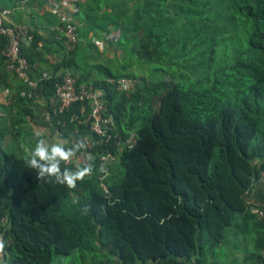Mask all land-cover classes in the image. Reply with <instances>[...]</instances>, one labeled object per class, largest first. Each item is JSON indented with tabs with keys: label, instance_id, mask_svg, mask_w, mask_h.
<instances>
[{
	"label": "trees",
	"instance_id": "trees-1",
	"mask_svg": "<svg viewBox=\"0 0 264 264\" xmlns=\"http://www.w3.org/2000/svg\"><path fill=\"white\" fill-rule=\"evenodd\" d=\"M167 1L78 0L79 39L69 49L53 28L45 40L30 31L20 53L31 78H41L33 68L37 58L63 54L33 92L7 69L1 54L7 39L0 36V65L18 83V113L0 126L2 264H52L54 256L76 250L91 253L92 264H113V255L122 264H228L217 247L229 228L251 236L252 251L242 264H264V217L249 212L244 199L264 169V161L254 163L264 157V0L235 3L244 28L228 34L224 27H197ZM115 30L120 37L111 45L122 59L114 62L117 71L93 61L99 48L90 36ZM126 68L133 71L123 74ZM66 69L78 84L100 92L122 140L133 134L131 146L118 150L109 143L116 160L105 180L108 194L96 175L70 190L41 182L23 163L25 149L35 146L25 139L34 133L21 123L29 114L23 106L38 100L40 124L67 146L88 138L93 151L99 147L84 122L87 107L81 112L74 104L51 124L43 117ZM95 73L101 77L91 78ZM120 77L141 81L127 94L107 82ZM23 89L32 96H21ZM152 95H158L155 109ZM100 247L109 254H98Z\"/></svg>",
	"mask_w": 264,
	"mask_h": 264
},
{
	"label": "built area",
	"instance_id": "built-area-1",
	"mask_svg": "<svg viewBox=\"0 0 264 264\" xmlns=\"http://www.w3.org/2000/svg\"><path fill=\"white\" fill-rule=\"evenodd\" d=\"M48 10L58 18V23L53 27L58 39L63 40L69 46L77 43L79 36L77 33V20L75 14L78 11L76 6L78 0H45ZM19 0L11 7L0 8V36L7 39V44L1 50L5 57L6 67L13 72L18 79L27 84L33 92L40 79L48 78L47 72H42L41 78L35 79L29 76V65L24 56L21 55L22 45H28L31 41L30 28L26 24L12 23L9 18L16 11ZM91 40L99 48L104 49L109 44L114 43L120 37L119 30L104 32L100 35L90 34ZM107 82L113 85L116 90L124 93H131L140 82L137 78L120 77L108 78ZM25 89L20 91L21 96H32V92ZM80 104L81 112L87 107L88 112L84 122H89L90 129L98 136V148L91 149V141L84 138L87 144L85 150H81L73 158L71 164L74 168L83 167L87 164L93 166V172L90 176L96 175L104 192L108 194L105 180L110 173V164L116 160V154L110 150V144H113L120 150L124 145L131 146L134 142L133 134L122 140L113 130L114 122L108 113L105 100L100 92L91 84L77 82V75L71 69L63 72L62 79L56 84L55 94L49 97L45 102L43 117L45 121L51 124L54 116L67 111L74 104ZM89 156L92 157L89 160ZM264 186V169L260 170L257 178ZM253 212H258V208L252 204ZM3 221L4 218H3ZM1 239V238H0Z\"/></svg>",
	"mask_w": 264,
	"mask_h": 264
},
{
	"label": "crops",
	"instance_id": "crops-1",
	"mask_svg": "<svg viewBox=\"0 0 264 264\" xmlns=\"http://www.w3.org/2000/svg\"><path fill=\"white\" fill-rule=\"evenodd\" d=\"M17 0H10L9 5H0V7H11ZM83 1V0H80ZM16 11L9 18L12 23L26 24L32 34L47 39L50 34V30L56 24L55 17L48 10V5L45 0H19ZM42 41H39L41 46ZM67 48H71L68 44ZM40 50V49H38ZM100 51H104L101 50ZM63 57L61 52L48 53L44 57L33 63V68L41 70L42 72H51L52 67L60 61ZM92 64V62L90 61ZM17 79L11 72L6 70L5 66L0 65V126L3 124H9L13 120V115L18 113V106L14 104V96L16 94ZM28 109L29 114L23 116L24 121L21 123L26 126L27 130H30L34 135L26 134V140L32 141L35 144L38 138H46L50 142H57L63 140L56 133L50 131L49 127L40 124L42 119V100L35 101L33 103H27L23 106ZM37 133H40V137L37 138ZM264 161V157L254 161L255 164ZM244 199L248 206V211L255 214L257 218L264 217V186L257 180L252 182V185L244 192ZM252 204L258 208L260 213L253 212ZM243 214L238 215V220H241ZM235 229V228H233ZM230 233V237H227L226 243L223 246L217 247L222 251L224 261L228 264H242L247 261V257L250 256L252 251L251 236L244 235L241 231L235 229ZM1 238V236H0ZM245 242V244H242ZM264 255V250L262 249ZM98 254L103 256L108 255L109 252L105 248H99ZM102 256V257H103ZM1 258H3L1 256ZM3 262V259H1ZM113 264H122L121 261L113 255ZM250 262V261H249ZM140 264V263H137ZM260 264V263H258Z\"/></svg>",
	"mask_w": 264,
	"mask_h": 264
},
{
	"label": "rangeland",
	"instance_id": "rangeland-1",
	"mask_svg": "<svg viewBox=\"0 0 264 264\" xmlns=\"http://www.w3.org/2000/svg\"><path fill=\"white\" fill-rule=\"evenodd\" d=\"M167 2L173 8H176L178 11H180L177 12L180 16L187 18L197 27L200 26L203 29L211 28L212 30H217L218 28L224 27L227 34L233 30L235 32L237 31V33L243 31V17L240 16L239 12H237L239 5H234L235 3H239L240 0H168ZM9 3L10 0H0V5H9ZM102 50L104 51H100V49L98 50L96 48L93 49V61L98 60V64H108L113 71H117L114 62L116 59H119L122 62L120 51H115L111 44ZM84 56L85 52H82V59L85 58ZM132 71V68H126L124 71H122V73H131ZM140 75L141 73L139 72L137 76ZM94 76L99 78L101 77L100 74L95 73L93 76H91V78ZM137 78L141 81L140 77ZM150 82L151 81L148 79L147 83ZM150 99L153 108L155 109L157 107L158 95H152ZM4 141L7 143V138ZM5 142L4 144H6ZM9 142L11 141L9 140ZM16 151L17 149L15 152ZM232 232L233 231L231 228H229L226 232L227 237H230V233ZM242 244H245V242H242ZM81 253L83 255H81ZM91 256V253H84L80 250H76L71 255L54 256L52 264H92ZM1 259L2 258L0 256V264L3 263Z\"/></svg>",
	"mask_w": 264,
	"mask_h": 264
},
{
	"label": "clouds",
	"instance_id": "clouds-1",
	"mask_svg": "<svg viewBox=\"0 0 264 264\" xmlns=\"http://www.w3.org/2000/svg\"><path fill=\"white\" fill-rule=\"evenodd\" d=\"M40 137V133L36 134ZM68 140H60L57 142H50L46 138H38L34 148L25 149L23 163L26 168L33 170L36 178L41 182L49 185H63L72 190L77 187V182L84 181L85 178L90 177L93 172V166L87 164L83 167H77L72 170L66 165L72 163L73 158L81 150L87 148L84 138L75 141L71 147L67 146ZM92 157L89 156V160ZM65 165V167H62ZM89 211L86 205L83 208V213L87 214ZM6 242L0 239V256L5 252Z\"/></svg>",
	"mask_w": 264,
	"mask_h": 264
}]
</instances>
